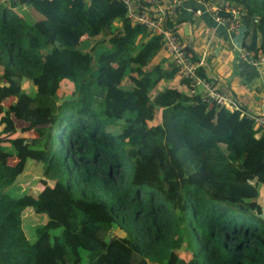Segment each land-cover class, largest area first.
I'll return each instance as SVG.
<instances>
[{"label": "trees", "instance_id": "trees-1", "mask_svg": "<svg viewBox=\"0 0 264 264\" xmlns=\"http://www.w3.org/2000/svg\"><path fill=\"white\" fill-rule=\"evenodd\" d=\"M220 1L264 57V0ZM177 75L121 0L0 3V264H264V135Z\"/></svg>", "mask_w": 264, "mask_h": 264}, {"label": "built area", "instance_id": "built-area-1", "mask_svg": "<svg viewBox=\"0 0 264 264\" xmlns=\"http://www.w3.org/2000/svg\"><path fill=\"white\" fill-rule=\"evenodd\" d=\"M13 2L14 0H0V3ZM126 6V17L133 23L139 24L149 32L162 35L165 39L167 52L171 55L177 74L189 80L188 88L191 92L201 91L205 97L213 100L229 112H237L240 117L251 119L256 128L264 135V71L259 84V101L261 111L249 110L243 107L234 97L229 96L219 88L211 79L197 74V68L203 64V58L193 59L186 53V46L178 39V36L167 26V20L171 19L180 9L178 0H121ZM197 7L192 10L194 14L207 13L212 16L217 24L228 30L237 29L238 23L231 18L236 17L239 11L229 3L220 0H195ZM221 7L229 13L228 17L218 14ZM238 56L247 62L258 65L264 69V57L253 59L248 51L237 49Z\"/></svg>", "mask_w": 264, "mask_h": 264}, {"label": "crops", "instance_id": "crops-1", "mask_svg": "<svg viewBox=\"0 0 264 264\" xmlns=\"http://www.w3.org/2000/svg\"><path fill=\"white\" fill-rule=\"evenodd\" d=\"M180 9L172 17L175 31L186 48L196 58H203L207 77L217 83L219 88L234 97L243 107L261 111L259 84L264 71L240 58L231 38L237 29L228 30L217 24L211 15L192 12L197 7L195 0H178ZM177 16V18H176ZM264 73V72H263ZM176 76L175 82L178 81ZM259 202L264 203V186L259 192Z\"/></svg>", "mask_w": 264, "mask_h": 264}, {"label": "rangeland", "instance_id": "rangeland-1", "mask_svg": "<svg viewBox=\"0 0 264 264\" xmlns=\"http://www.w3.org/2000/svg\"><path fill=\"white\" fill-rule=\"evenodd\" d=\"M21 7L20 6H17L16 8H14V10H19ZM33 12H31L30 13V17H31V19L32 20H34V19H36V18H38L39 17V14H38V12H36V11H34V10H32ZM64 39H65V41L66 42H68V43H73L74 42V40H75V37L73 36V35H66V36H64ZM77 47L78 48H80V49H83V50H87V49H92V50H94V51H97V46H96V44H95V41L94 40H89V39H84V40H82V41H78V43H77ZM70 74L69 73H67L66 74V77L65 78H63V80H61L60 82H59V85H60V88H59V91H58V96H59V99H58V101L60 102V101H62V99L65 97V95L69 92V90H72L73 89V84H72V82H71V80H70V78H68V76H69ZM27 85V90H28V92H32V86L30 85V84H26ZM125 85H130V84H125ZM158 117V116H157ZM157 117H156V119H155V121L157 120ZM262 187H263V185H260L259 186V192H260V190L262 189ZM18 192H19V190H18ZM25 219H26V224H28L29 226H35L36 224H38V222H39V219H38V217L36 218V216L35 215H33L31 212H29V211H27V214H26V216H25Z\"/></svg>", "mask_w": 264, "mask_h": 264}, {"label": "water", "instance_id": "water-1", "mask_svg": "<svg viewBox=\"0 0 264 264\" xmlns=\"http://www.w3.org/2000/svg\"><path fill=\"white\" fill-rule=\"evenodd\" d=\"M245 30H246V27L244 25H241L236 33L233 35V37L231 38V42L233 44V46L236 48V49H241L242 46H241V43H242V40H243V37H244V34H245ZM261 218H264V203L263 205L261 206V212L258 214Z\"/></svg>", "mask_w": 264, "mask_h": 264}]
</instances>
